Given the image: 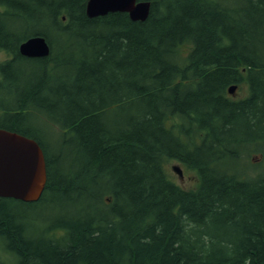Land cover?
<instances>
[{"label":"trees","instance_id":"trees-1","mask_svg":"<svg viewBox=\"0 0 264 264\" xmlns=\"http://www.w3.org/2000/svg\"><path fill=\"white\" fill-rule=\"evenodd\" d=\"M140 1L152 5L144 22L90 18L88 0H0V97L20 96L0 101V128L37 140L47 163L38 202L0 198L12 258L0 264H264V0ZM33 36L49 56L19 53ZM24 64L36 71L20 78ZM34 104L68 151L51 154L23 125ZM126 106L139 108L116 128L109 112ZM256 154L251 174L243 157ZM12 201L70 210L35 236Z\"/></svg>","mask_w":264,"mask_h":264},{"label":"water","instance_id":"water-1","mask_svg":"<svg viewBox=\"0 0 264 264\" xmlns=\"http://www.w3.org/2000/svg\"><path fill=\"white\" fill-rule=\"evenodd\" d=\"M151 2L138 0H88L86 13L90 18L109 13H127L132 21H145ZM29 58H43L50 54L45 37L34 36L19 47ZM235 87L229 89L234 93ZM182 177V170L173 167ZM47 167L45 153L33 138L0 128V198H11L25 203L38 202L46 188Z\"/></svg>","mask_w":264,"mask_h":264},{"label":"rangeland","instance_id":"rangeland-1","mask_svg":"<svg viewBox=\"0 0 264 264\" xmlns=\"http://www.w3.org/2000/svg\"><path fill=\"white\" fill-rule=\"evenodd\" d=\"M21 30H24V29H21ZM186 51H189V50L187 49ZM8 58H10V56L8 55L7 52H0V63L5 62ZM19 69L21 70L20 78L21 77L25 78L26 75L31 76V74H33L36 71L34 66H29L28 64L22 65V67ZM56 72L57 74L59 73L62 76H67V75H71L73 71H72V67L68 65V66L56 69ZM113 72H114V68H112L111 70V73ZM31 80L33 81L34 79H31ZM245 95H246L245 88L244 87L240 88L239 86H237L235 94L230 95V97H232L233 99H238V98H243ZM2 97H0L1 103L8 107L17 106L18 105L17 102L18 100H20L19 94H16V96L12 95V97L11 96L8 97V94H7ZM32 107L36 108L37 112L32 111L34 114L28 116L26 118L27 120H24V124L23 123L22 124L26 127V129L29 132H32V134H34L36 137H38L40 140L46 143V146L51 152V154L59 153L60 150L62 152H65L67 150V146L64 145L62 142V136H61L62 131L60 127L54 124L52 120L48 118L47 112L41 109V106H39L38 104H34V106L32 105ZM136 108H139V107L126 106V107H122L119 109H114L109 112V116L107 118L108 119L110 118V120L113 121L114 126L117 128L118 125L121 124V122L123 121L128 122L129 117H132V114L136 112L135 110ZM65 109L66 108L64 106L60 108L61 111H64ZM0 120H1L0 123H4L6 120L4 118V115L1 113V111H0ZM64 155H65V163L67 164L68 156L66 154ZM250 155L247 156L246 158L245 157L243 158L245 162L247 163L246 165H250L248 168H249L250 173L253 174L254 167H256V165L260 162L262 157L259 154H256L252 158H249ZM224 165L229 167V166H232V163L231 161L227 160ZM173 167L180 168L183 172L184 177L179 178V176L175 172L172 171ZM166 169L168 172L170 171L172 173L176 182L180 183V185H182L184 188L195 189L197 183L195 182L194 175L192 174L191 171L187 169V167L183 163H180L179 161H175V160H172V161L169 160L166 163ZM76 170H79V168H76ZM83 181H88V180L84 179ZM13 203L12 204L16 208L15 210L22 217V222H24V224L28 227L27 228L23 224L26 230L28 231L27 233L30 234L34 232L35 236L40 235L41 233H44L45 235H47L45 228L48 229L51 226L53 219L56 218V216L59 215L60 212H62V214L65 215L70 210V208L65 207V210L63 212V210L59 209L55 203H53L52 205L49 204L48 207H45V205H42V207H36V208L34 207V208H29V209L24 208V206L19 207L20 204H18L17 202H13ZM1 239H0V259L11 260L12 258L8 255L5 249V246H4V244L6 245V242H4V240L2 239L4 243L3 244ZM12 263H15V261H12Z\"/></svg>","mask_w":264,"mask_h":264},{"label":"bare ground","instance_id":"bare-ground-1","mask_svg":"<svg viewBox=\"0 0 264 264\" xmlns=\"http://www.w3.org/2000/svg\"><path fill=\"white\" fill-rule=\"evenodd\" d=\"M138 1H140V0H138ZM150 12H151V11H150ZM149 16H150V15H149ZM148 18H149V17H148ZM148 18H147V19H148ZM147 19H146V20H147ZM146 20H145V21H146ZM142 22H144V21H142ZM49 45H50V44H49ZM233 86L235 87V89H234V93H233V94H231V93H230V91H229V89H230L231 87H233ZM236 89H237V85H232V86H230V87L228 88V92H229L231 95H234V94H235V91H236Z\"/></svg>","mask_w":264,"mask_h":264},{"label":"flooded vegetation","instance_id":"flooded-vegetation-1","mask_svg":"<svg viewBox=\"0 0 264 264\" xmlns=\"http://www.w3.org/2000/svg\"><path fill=\"white\" fill-rule=\"evenodd\" d=\"M238 86V85H237Z\"/></svg>","mask_w":264,"mask_h":264}]
</instances>
